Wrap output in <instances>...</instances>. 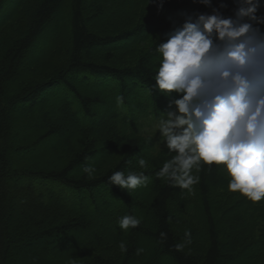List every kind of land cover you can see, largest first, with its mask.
Returning a JSON list of instances; mask_svg holds the SVG:
<instances>
[{"label":"trees","instance_id":"trees-1","mask_svg":"<svg viewBox=\"0 0 264 264\" xmlns=\"http://www.w3.org/2000/svg\"><path fill=\"white\" fill-rule=\"evenodd\" d=\"M10 1L0 0V10ZM98 1L67 0L68 28L52 34L58 52L65 50L61 65L46 68L26 56L57 20L64 0H39L20 20L19 33L0 41V264L17 256L22 264H264V221L255 239L221 235L217 227L208 196L221 178L229 181L222 165L193 168L199 180L191 191L155 176L173 153L158 143L154 124L177 96L150 91L153 49L164 41L159 33L182 24L185 13L211 9L194 0H151L156 18L127 28L120 3ZM221 3L233 15L234 0H217L214 7ZM149 37L155 39L133 66L95 61L103 51L115 46L131 51ZM106 93L113 98L108 101ZM104 108L111 111L108 123L96 114ZM85 165L95 168L92 176L82 171ZM117 170L148 176L145 197L134 200L132 192L109 185L108 176ZM15 195L23 201L17 203ZM252 203L264 216V200ZM170 207L196 214L190 244L173 230ZM124 215L141 218L140 226L122 231L117 222ZM177 244L183 246L177 250Z\"/></svg>","mask_w":264,"mask_h":264},{"label":"clouds","instance_id":"clouds-1","mask_svg":"<svg viewBox=\"0 0 264 264\" xmlns=\"http://www.w3.org/2000/svg\"><path fill=\"white\" fill-rule=\"evenodd\" d=\"M151 2V0H150ZM149 2V3H150ZM211 13L184 14V21L165 33L156 43V62L150 87L165 98L173 93L167 111H160L154 124L155 135L173 153L155 173L181 189L198 183L192 175L204 165L223 166L229 176L228 190L239 192L251 202L264 200V0H234L233 15L225 16L213 0H194ZM118 103L123 97L117 98ZM141 168L143 158L138 159ZM82 171L89 177L91 165ZM109 185L129 194L146 187L143 172L114 171ZM141 218L124 215L118 219L122 231L140 226ZM191 234L185 233L190 244ZM162 240L167 234L160 233ZM183 245H175L179 250ZM122 251H127L121 242ZM143 249H138L137 254Z\"/></svg>","mask_w":264,"mask_h":264},{"label":"rangeland","instance_id":"rangeland-1","mask_svg":"<svg viewBox=\"0 0 264 264\" xmlns=\"http://www.w3.org/2000/svg\"><path fill=\"white\" fill-rule=\"evenodd\" d=\"M38 1L39 0H11L10 2H7L6 5H4V7L0 10V41H11V39H13L15 35L19 33V30L21 28L19 23L20 20L24 17V15L32 11ZM113 1L121 4L124 18L121 17L120 19L121 23L127 28L137 24L140 21L149 20L151 17H154V19L156 18L153 10V4L149 0ZM216 1L217 0H213V6ZM66 2L67 0H64L62 5L60 6L57 13V20L51 22V24L48 26V29H46L45 31L46 33H44V35H41V37L37 40L38 42L32 48L31 53L27 54V61L31 62L34 60L35 62L43 64V66L46 68H49L53 65L57 66L65 63V50L62 51L64 49L63 48L60 52H58L59 48L54 39L55 34L54 36L52 34L53 32L57 33L56 28L58 27H63L66 30L68 22V9ZM88 4H99V1L88 0ZM204 7L206 10L210 9L206 6ZM221 10L225 16H231V13L227 8H222ZM54 25H56L55 28H53ZM112 30L114 29L112 28L111 30H109V32H112ZM159 36L162 38V40L165 39V35L163 33H159ZM154 39L155 37L144 38L131 51H125L123 50V48H121V46H119L120 48H117V46H115L113 47L115 49L112 48L98 54L95 58V61L106 66H113L117 68L133 66L138 56L148 49L149 45L153 42ZM38 43H40L41 45H39ZM42 51L43 54L38 56ZM35 59L38 61H36ZM64 66L65 65H63V67ZM41 70L44 72H51V69L46 71L44 70V68H41ZM78 87H80L81 89V84L79 85L78 83ZM105 91L108 92V89H106ZM106 94L108 95V101L113 98V95L111 93ZM141 99L142 98L140 97V100ZM47 111L49 112V118L52 121H55L56 118L51 108ZM96 114L99 121L108 123L106 117L111 114V111L110 108H104L103 112L101 111ZM26 134H29V132ZM21 138L24 140L25 137L21 136ZM51 143L52 142H48L39 150H43L44 148L49 147ZM13 146L14 145H12V147ZM192 175L194 176V174ZM228 182L229 181L225 178H221L218 184L215 187L211 188L210 194L208 196L210 207L213 212V217L216 220L220 234L231 235V233L234 232L240 235H244L250 239H255L259 228L263 224L264 216L262 212H260L251 201L242 196L239 192H230L228 190ZM146 190V187H139L136 190L131 191V196L134 200H137L139 197L143 198L146 195ZM14 199L17 203H21L23 201V198L19 195H15ZM188 215L189 214L187 213L176 210L174 207H170L171 226L173 230L180 235H185L186 232L189 233L191 228L197 226L195 223H193L194 221H192L193 218L196 219V214L192 215L193 217ZM145 246V244L142 246L143 250L145 249ZM145 253L146 252L144 251V254ZM22 263L24 262L22 261L20 256H17L16 259L13 258L9 262V264Z\"/></svg>","mask_w":264,"mask_h":264}]
</instances>
